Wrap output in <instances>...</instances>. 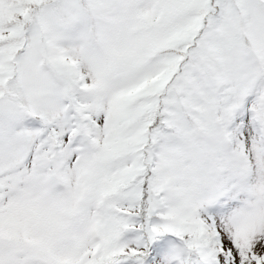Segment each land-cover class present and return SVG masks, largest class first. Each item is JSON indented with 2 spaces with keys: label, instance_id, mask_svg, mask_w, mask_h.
<instances>
[{
  "label": "snow or ice",
  "instance_id": "1",
  "mask_svg": "<svg viewBox=\"0 0 264 264\" xmlns=\"http://www.w3.org/2000/svg\"><path fill=\"white\" fill-rule=\"evenodd\" d=\"M0 264H264V0H0Z\"/></svg>",
  "mask_w": 264,
  "mask_h": 264
}]
</instances>
